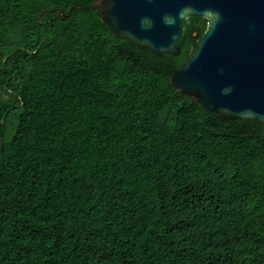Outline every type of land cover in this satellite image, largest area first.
<instances>
[{
  "label": "trees",
  "instance_id": "obj_1",
  "mask_svg": "<svg viewBox=\"0 0 264 264\" xmlns=\"http://www.w3.org/2000/svg\"><path fill=\"white\" fill-rule=\"evenodd\" d=\"M92 1L0 0V264H264V124L170 83L206 20L155 54Z\"/></svg>",
  "mask_w": 264,
  "mask_h": 264
},
{
  "label": "water",
  "instance_id": "obj_2",
  "mask_svg": "<svg viewBox=\"0 0 264 264\" xmlns=\"http://www.w3.org/2000/svg\"><path fill=\"white\" fill-rule=\"evenodd\" d=\"M74 8L97 11L114 36L155 54H178L182 21L202 16L205 30L171 85L207 113L264 124V0H93L54 10L65 18Z\"/></svg>",
  "mask_w": 264,
  "mask_h": 264
}]
</instances>
